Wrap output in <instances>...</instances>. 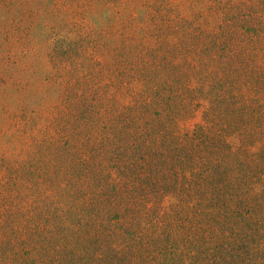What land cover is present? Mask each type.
<instances>
[{
	"label": "rangeland",
	"instance_id": "obj_1",
	"mask_svg": "<svg viewBox=\"0 0 264 264\" xmlns=\"http://www.w3.org/2000/svg\"><path fill=\"white\" fill-rule=\"evenodd\" d=\"M166 2L181 8L175 29L181 23L191 32L199 26L220 34L212 46L207 42L212 53L236 55L239 61L255 58L263 88L249 94L258 100L248 103L253 111L249 118H237L234 129H227L217 102L190 105L189 92L184 94L187 104L176 111L171 95L179 87L170 86L175 82L166 76L175 73L176 54L169 44H178L180 37L178 32L169 36L173 23L155 20L173 16ZM255 5L264 6V0ZM227 6L216 0H0V264L51 260L47 246L61 230L54 217L49 225L39 209L18 228L20 208L6 193L12 173L25 177L31 172L27 166L36 171L45 159L56 192L69 193L73 184L68 179L79 169L73 165L75 155L91 142L113 153L103 154L113 170H118V157L133 158V178L150 187L145 197L129 198L128 206L138 215L134 224L110 227L101 238L116 244L120 264H264V35L256 36L244 9ZM224 33L228 41L221 39ZM62 53L64 63L58 60ZM161 92L170 98L156 104ZM71 98L79 103L80 115H90L87 99L95 114L76 121ZM154 120L171 128L149 127ZM119 128L132 131L131 141L125 143ZM75 133L79 144L72 142ZM163 136L170 147L182 145L167 150L157 143ZM60 178H67L65 187ZM79 189L83 195L85 186ZM47 198L55 201V195ZM254 202L261 205L259 213ZM95 244L90 240L80 246L87 251Z\"/></svg>",
	"mask_w": 264,
	"mask_h": 264
},
{
	"label": "trees",
	"instance_id": "obj_2",
	"mask_svg": "<svg viewBox=\"0 0 264 264\" xmlns=\"http://www.w3.org/2000/svg\"><path fill=\"white\" fill-rule=\"evenodd\" d=\"M216 3L219 6L223 5V7L229 5L234 9L237 7L244 9V18L250 22L252 25L251 27L256 31V36L258 34L264 35L262 32V25H264V6L255 5L256 0H216ZM166 4L169 6L166 10L168 12L171 11L170 14L173 16L158 15V19L155 20L160 21L164 19L167 20V22L173 23L174 26L168 28L169 36L173 37L174 34L178 32L180 37L178 44H169V49L176 54L172 65L175 69V73L166 76V81L169 83L175 82L173 83L175 86H170L179 87L178 92L171 95L176 103L174 105L176 111H181L180 106H182V104H187L183 103L187 99L184 94L189 92L192 96L189 102L190 105L198 101L217 102L218 114L223 116L225 121H228L224 122L227 129H234L236 125L240 123L236 122L237 118L241 120L242 116L248 117L249 112L253 111L250 109L248 103L252 104L254 100H258L257 97H251L249 94L261 92L263 88L261 85L262 82L259 80L260 71L254 68L255 63L253 60L255 58L253 59L252 56L249 55L248 57L242 56L243 58H240V60H243L239 61V56L236 55V58L234 56L230 58L228 54L221 53V55L218 56L217 53H212L211 48L207 46V42L209 41L211 45L213 41H217L220 34L211 30L207 31L199 26L194 27L191 32L190 28L187 26H180L181 23L178 24L177 29H175V24L180 19V16L177 15L181 13V8L179 5L171 6L167 2ZM254 24L257 26H254ZM189 35L194 36L191 41H187ZM225 36L227 38H223ZM221 39L225 41L227 39L228 41V34L224 33ZM67 48L69 47H65L64 49ZM66 54H72L70 49L67 50ZM63 56L64 54L62 53L58 58L61 63L65 62ZM202 77L205 79L201 81V84L199 83L196 85V80H200ZM194 84L195 86L192 87ZM204 92L207 93L204 94ZM164 97L170 98L165 95L164 92L159 93L158 96L155 95L156 104L160 103ZM70 101L69 109L76 121L83 118H90L95 114L91 109L94 104H90L89 99H87V109L90 111L89 116L85 114L80 115L77 108L79 103L76 104L72 98ZM245 110L247 111L245 112ZM100 111L102 110L99 109L97 112L101 113ZM246 122L249 123L248 121ZM88 123V120H86L85 124ZM90 124L94 123H89L88 125ZM148 124L150 125L149 127L152 128H155L156 125H162L164 128H171L170 126H164L162 120L150 121ZM248 125L249 124H246V126ZM130 127L134 128V124ZM175 127H177L176 131H178V128L180 129V127L176 125ZM249 129L251 130V128ZM221 131L223 132V129H221ZM131 132L119 128V133L125 143L131 141ZM102 133L103 132L98 133L94 137L92 134L89 136L96 138ZM208 135L210 134L207 132L205 136ZM173 137L175 140L176 137L174 135ZM78 141L79 138H77V134L75 133L72 142L76 144ZM146 141L147 140H145L144 143ZM160 141L166 144L167 150L170 149L172 152L178 150L182 145L178 143L176 146L170 147L172 144L167 136H163L157 143ZM143 144L141 143V145ZM219 145L222 147L221 143H219ZM84 148L85 151H83V153L75 155L77 157L73 165L75 168L79 166V169L73 170L75 171V173L72 171L74 178L68 179V183L73 184L69 193L60 194L56 192V187L51 184V181H54V179L48 178L47 176L48 172L52 170L51 167H49L51 163L45 159L40 161L36 171L35 168L27 166L28 169H31V172L26 173L25 177L23 175L19 177L12 173L13 182L11 181L8 188L9 190L6 189V193L11 197L10 200L13 207L20 208L19 213L22 218L19 224H17L18 228L21 229L20 224L23 223V220L30 219L32 212L36 209H39L38 214H42L43 219H46L49 225L53 227L54 217L58 228H61V230L55 232V240L52 242V245L47 246L49 250L48 255L51 257V260L45 258L43 263L37 262L38 264H120L122 258L117 254L119 250L116 244H109L101 240V238L103 234L108 235L107 229L110 227L117 228L120 226V223L126 224V227L134 224V221L138 219V215L134 214L136 212L135 209L128 206V204H130L129 198L132 196L143 198L150 193V187L145 184L146 181L139 180L137 176L133 178V176H135L133 175L134 173H132L134 164L133 158L118 157V162L115 163V169L118 170H113L105 165L107 157L103 155L113 153L102 150L99 143L96 144L91 142V144H87V147ZM208 150L210 149L208 148ZM210 151L212 152V150ZM88 154L91 156H88ZM244 160H242V163ZM108 161H111V159ZM96 165H101L100 167L102 170L100 167H96ZM120 172L124 173L121 178L119 177ZM68 173L71 174V172ZM94 173L96 174L94 175ZM255 177L257 183L260 182L261 176L255 175ZM119 178L121 180H119ZM24 179L26 183L22 186L21 182H23ZM66 179L67 178H60L59 184L65 187ZM101 182H106V184L100 186ZM35 184L38 185V190L36 192L34 189ZM82 186H85V192L83 191V195H80L79 190L81 189L79 188ZM86 187L90 188L87 189ZM74 190L76 191L74 192ZM49 195H55V201L48 199L47 197ZM93 206H97V209L89 212ZM253 207L256 209L257 213H259V209L261 210V205L257 202L253 203ZM87 213L101 215V217L94 218V216H86ZM251 213H253V211H251ZM48 214L51 218H46ZM106 214L108 217L105 216ZM108 218L110 223L107 222ZM13 220L16 221L17 218L13 216ZM257 220L258 219L254 221ZM258 223L261 224L262 222L260 221ZM215 230H218V227ZM243 230L244 229L241 231ZM47 231L50 230L47 229ZM90 240H94L96 244L87 251H84V248L81 249L80 245ZM98 240L102 242H98ZM129 244L131 245L130 242ZM73 254L77 256L76 259H74ZM251 256L255 255L251 254ZM28 261L30 262L29 264H34V261Z\"/></svg>",
	"mask_w": 264,
	"mask_h": 264
}]
</instances>
